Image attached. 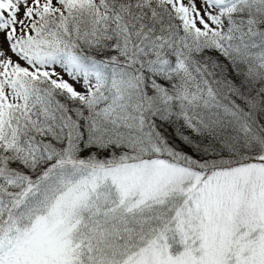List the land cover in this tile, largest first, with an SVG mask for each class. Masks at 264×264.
<instances>
[{
	"label": "snow or ice",
	"instance_id": "1",
	"mask_svg": "<svg viewBox=\"0 0 264 264\" xmlns=\"http://www.w3.org/2000/svg\"><path fill=\"white\" fill-rule=\"evenodd\" d=\"M0 264H264V0H0Z\"/></svg>",
	"mask_w": 264,
	"mask_h": 264
}]
</instances>
